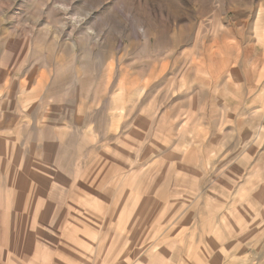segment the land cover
<instances>
[{
  "label": "rangeland",
  "instance_id": "rangeland-1",
  "mask_svg": "<svg viewBox=\"0 0 264 264\" xmlns=\"http://www.w3.org/2000/svg\"><path fill=\"white\" fill-rule=\"evenodd\" d=\"M0 264H264V0H0Z\"/></svg>",
  "mask_w": 264,
  "mask_h": 264
},
{
  "label": "crops",
  "instance_id": "crops-1",
  "mask_svg": "<svg viewBox=\"0 0 264 264\" xmlns=\"http://www.w3.org/2000/svg\"><path fill=\"white\" fill-rule=\"evenodd\" d=\"M248 87H249L248 93H250V95H251V93H254V95L251 96V99L252 98H257L261 94V92L263 91V89L261 88V86L258 85V84L255 85V86L253 85L252 88L250 86H248ZM259 100L260 99H257L258 102H259ZM249 102H251V100H249ZM259 110L260 109L258 107H252V108H250V112H254V113H257Z\"/></svg>",
  "mask_w": 264,
  "mask_h": 264
}]
</instances>
